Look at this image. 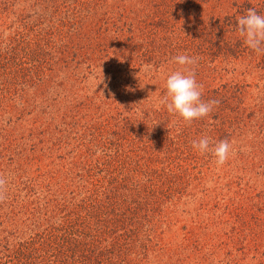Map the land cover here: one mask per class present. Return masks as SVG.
<instances>
[{
    "label": "trees",
    "instance_id": "obj_1",
    "mask_svg": "<svg viewBox=\"0 0 264 264\" xmlns=\"http://www.w3.org/2000/svg\"><path fill=\"white\" fill-rule=\"evenodd\" d=\"M248 8L264 0H0V264H146L168 234L192 264H264V186L216 200L221 171L192 148L226 139L264 176ZM178 54L218 101L186 126L159 104Z\"/></svg>",
    "mask_w": 264,
    "mask_h": 264
},
{
    "label": "clouds",
    "instance_id": "obj_2",
    "mask_svg": "<svg viewBox=\"0 0 264 264\" xmlns=\"http://www.w3.org/2000/svg\"><path fill=\"white\" fill-rule=\"evenodd\" d=\"M235 27L250 51L264 54V14L255 8H248L245 14L239 16ZM172 62L179 67L167 74L164 95L159 104L182 125H190L195 120L207 117L218 101L201 99L203 86L197 83L194 67L198 63L197 57L178 54L172 58ZM192 148L199 154L210 153L217 165H223L233 151L230 141L213 142L207 135L193 140Z\"/></svg>",
    "mask_w": 264,
    "mask_h": 264
},
{
    "label": "rangeland",
    "instance_id": "obj_3",
    "mask_svg": "<svg viewBox=\"0 0 264 264\" xmlns=\"http://www.w3.org/2000/svg\"><path fill=\"white\" fill-rule=\"evenodd\" d=\"M90 84H91V81H90ZM249 92L251 94L253 90H249ZM243 161H237L233 159L231 163H228L229 161L227 160L223 165H218L212 171V173H217L221 171L220 172L221 186L226 185V188H222L221 190L217 191V193L213 194V198L215 197L216 200L220 199V201L222 202L228 199L234 198L237 201H241V202L243 201L242 203L244 205H250L251 200L248 196L250 195L251 197H254L256 201L255 196L257 194L255 195L253 190H249L251 189L249 183L255 185V182L257 181L258 183L257 186L262 187L264 186V176L260 174L259 168H253L251 173H245V174L242 173L241 170L239 169V166L243 165L245 162L246 164L250 163V165L253 166L254 158L250 156L248 159H244ZM242 175L244 176V178H241ZM246 184L248 185V190H246V187H245ZM259 189L262 190L261 188ZM178 228L180 227H176V229ZM174 237H175L174 234H168L167 238L165 239L163 243V246H165L166 252L161 253L160 256H155V253L150 252V254L147 257L146 264H192L193 262L192 258L186 259L185 258L186 255L184 254L181 255L178 253V252H181V250L177 249L178 243H175L176 241H173ZM255 256H256V252L253 251V254L251 253L249 254V257H250L249 260L254 261V259H256L254 258ZM226 263L227 262H225V264ZM213 264H217V263L214 262Z\"/></svg>",
    "mask_w": 264,
    "mask_h": 264
}]
</instances>
